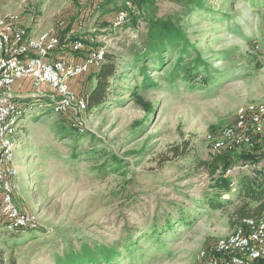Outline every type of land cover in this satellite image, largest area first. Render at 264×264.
<instances>
[{"label":"rangeland","instance_id":"rangeland-1","mask_svg":"<svg viewBox=\"0 0 264 264\" xmlns=\"http://www.w3.org/2000/svg\"><path fill=\"white\" fill-rule=\"evenodd\" d=\"M104 1L0 0V13L20 14L31 30L94 37L120 66L109 102L84 115V131L53 112L51 91L19 119L14 195L38 213L40 226L0 231V264H195L207 242L233 230L239 180L257 172L225 175L226 189L220 172L210 174L201 161L214 155L209 132L232 123L240 104L264 100V0L158 1V17L181 25L190 52L168 46L141 62L147 21L135 25L129 4L127 20L116 25L122 0L106 8ZM195 57L201 61L188 73ZM145 63L155 84L148 88ZM94 83L83 76L74 90ZM177 145L186 156L170 151ZM263 155L244 161L264 167ZM211 200L222 205L212 208ZM104 247L117 251L110 262L99 260ZM86 251L97 263L86 261Z\"/></svg>","mask_w":264,"mask_h":264},{"label":"built area","instance_id":"built-area-1","mask_svg":"<svg viewBox=\"0 0 264 264\" xmlns=\"http://www.w3.org/2000/svg\"><path fill=\"white\" fill-rule=\"evenodd\" d=\"M127 16V11L119 10L114 23L123 24ZM90 41L95 43V38L91 37ZM60 44V37L53 31L33 33L20 14L0 13V231L18 234L40 226L38 213L22 209L14 195L18 121L26 112L23 103L12 93L14 84L28 79L35 90L49 88L53 93L50 96L53 112L68 115L72 126L79 132L85 130L87 96L74 90L72 84L103 63L106 45L90 46L83 37L76 38L70 49L85 52L81 60L70 62L63 56H53ZM44 96L46 92L38 97ZM254 140L264 147V100L240 104L232 123L206 135L213 154L248 147ZM237 169L257 170L252 173L256 175L262 167L244 161L226 169L225 175ZM263 259L264 214L243 218L230 233L209 241L197 253L195 264H258Z\"/></svg>","mask_w":264,"mask_h":264},{"label":"trees","instance_id":"trees-1","mask_svg":"<svg viewBox=\"0 0 264 264\" xmlns=\"http://www.w3.org/2000/svg\"><path fill=\"white\" fill-rule=\"evenodd\" d=\"M119 0H105L102 3V7L106 8L108 5H116ZM160 0H122V9L128 12L129 4L135 6L136 10L131 11V17L135 25L139 23V21L144 18L148 24V40H147V47L149 51L145 53L143 56L138 54L135 59L136 62L145 61L149 56L154 54L155 52L158 54L159 57L163 54V52L167 49L168 46L172 47L173 49H180L181 53L189 54V40L186 37V31L181 27V25L176 24L172 19L165 18V17H158V7L157 2ZM181 4H186L190 6L192 4L196 6H202V0H176ZM192 10V8H190ZM60 37L61 44L59 48L55 51V53L60 50L61 47H67L70 49V43L79 38V36H72L63 39V35L59 32H54ZM82 37V36H80ZM84 41L92 46L97 45L98 43H92L90 39L84 38ZM66 45V46H65ZM74 53H81L82 56L84 52L82 51H73ZM163 61V60H162ZM201 61L199 57H195L191 59L190 66L187 69L188 73H192L198 67V63ZM120 70V66L117 61V55L112 53H106L105 59L103 63L96 68L91 69L85 77L88 79H93L95 83L87 89V91L83 90L82 93H85L87 96L88 101V108L87 112H92L103 105L107 104L110 100L111 93L113 92V82L115 79L118 78V72ZM141 75L144 77V85L145 87H151L154 84L151 76L148 74L147 71V64H143V68L140 69ZM81 76V77H83ZM79 77L78 79H80ZM74 88V83L72 84ZM36 98L40 102L45 100L44 97H29L24 99V107L27 109V106L31 108L33 106V100ZM47 103L52 105L53 100L51 97H47ZM40 104V103H39ZM43 103L40 104L42 106ZM47 105V104H46ZM53 110V109H52ZM66 118L63 120L64 124L68 122L69 128L73 129L78 132V130L72 126L70 117L68 115L63 114ZM69 117V119H68ZM67 125V126H68ZM217 128L213 129L211 132H214ZM248 150L244 151L242 149V154L237 156V150H225L220 153H216L212 156L209 160H202L201 165L205 166L210 174L215 175L217 172H220L218 176V181L223 183V186L226 189H230L231 180L228 177H225V171L229 167L234 166L239 161L249 160L253 156L258 155L260 160L261 154H264V147L262 144L254 140L253 144L248 146ZM187 148V147H186ZM172 152L174 154L186 156L187 149H181V146H173L171 147ZM248 152H252L248 154ZM252 155V156H248ZM264 156V155H263ZM238 198L239 203H237L232 211V216L234 217V222L236 223L235 226L240 222L243 218L253 217L258 218L264 214V167L256 175L252 173H245L241 176L238 184ZM212 208H216L222 205V202L219 200H211ZM135 243V241H134ZM208 243V242H207ZM206 243V244H207ZM101 256L99 260H105L106 262H110L113 258L116 257V249H108L106 247L102 248ZM86 253H90L86 251ZM88 259L87 262L90 263H97L93 254L87 255ZM258 264H264V259L259 261Z\"/></svg>","mask_w":264,"mask_h":264},{"label":"crops","instance_id":"crops-1","mask_svg":"<svg viewBox=\"0 0 264 264\" xmlns=\"http://www.w3.org/2000/svg\"><path fill=\"white\" fill-rule=\"evenodd\" d=\"M23 19H24V17H23ZM24 23L30 29V25H27L26 19H24ZM31 31L33 33L42 32L41 30H34V29ZM53 56H63L67 60H69L70 62L79 61L83 57L81 53H74L68 48H63L61 50H58L56 53H54ZM12 91L14 93L15 98L19 102L21 101L22 103H24L25 98L34 97V96L38 97L42 94V92L50 91V90L47 87H42L39 90H35L34 88H32L30 81L28 79H22V80L18 81L16 84H14Z\"/></svg>","mask_w":264,"mask_h":264}]
</instances>
